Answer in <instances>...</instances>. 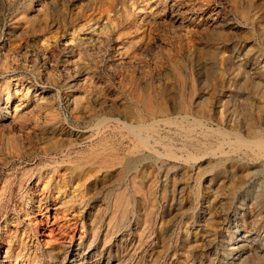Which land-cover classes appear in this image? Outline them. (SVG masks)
Returning a JSON list of instances; mask_svg holds the SVG:
<instances>
[{"label":"rangeland","instance_id":"374dc122","mask_svg":"<svg viewBox=\"0 0 264 264\" xmlns=\"http://www.w3.org/2000/svg\"><path fill=\"white\" fill-rule=\"evenodd\" d=\"M31 1L0 0V264H264V150L251 145L264 147V0L246 17L227 0H192L233 22L205 30L172 23L171 0H34L26 12ZM152 13L160 22L138 30ZM204 63L210 77L192 95L172 65L199 77ZM137 87L166 89L172 106L182 89L192 98L172 115L185 127L158 116L148 157L127 172L121 158L136 149L120 138L143 114ZM110 118L122 131L93 144ZM63 142L75 145L65 158L42 154ZM49 159L59 173H46L38 208L30 188Z\"/></svg>","mask_w":264,"mask_h":264},{"label":"bare ground","instance_id":"6f19581e","mask_svg":"<svg viewBox=\"0 0 264 264\" xmlns=\"http://www.w3.org/2000/svg\"><path fill=\"white\" fill-rule=\"evenodd\" d=\"M227 1L229 2L231 9L235 13L241 14L242 16L246 17L248 15L249 6L251 5L253 0H227ZM33 2H34V0L31 1L28 4L29 7H27V11L26 12H28V10L30 9V6L32 5ZM170 2L171 3L168 6V8L165 7L166 11L168 10L167 17L171 20L172 23H176L177 25H181V26H184L186 28L189 27V26L194 25L196 27H199V28H202V29L205 30L207 28H216L219 24L223 25L225 23L227 25L228 24L230 25V24L233 23L231 19H229L228 17H225L224 14H223L224 16L222 15V11H221L219 6L213 8L211 10V12L208 13L206 17H204V14H202L203 11H204V8L202 6H197V4L195 2H193L192 0H171ZM201 14L203 15V18H200ZM158 18L159 17H157L153 13L152 14H144L143 16H141L139 18L141 25H138L137 29L138 30L145 29V30H147V32H149L150 30H152V27L154 25H156L157 22L159 21ZM197 20H199V21H197ZM86 44H87V41L85 39H82L80 41V45L81 46H85ZM121 48H122L121 50L127 56V52H128L127 47L126 46H122ZM119 50H120V48H119ZM127 61L128 62L129 61H133V58L132 57L131 58L128 57ZM208 64L209 63H204V65H203L204 69L201 70V72H200L201 75L199 74V77H196V75H194L193 73L190 74L189 77H188L185 73H183L181 70H179L178 66H176L175 64H173L172 67H173V70L175 72L176 79L180 83V86L184 87L185 81L189 80L191 82V84H192L191 85V94L192 95L193 94L196 95L197 87H195V85H194V83L196 82V79L197 78H202V79L205 80L207 78L209 79V77H210V75H209V73H207V71H208V69L210 70V67H212V65L208 66ZM210 64H211V62H210ZM215 73L216 72H214L212 75H214ZM208 92H209V89L207 91H203L198 96L199 105H203V107H204L205 102L202 103L200 98L202 96L204 97ZM133 94H134L133 95L134 99L137 101L138 107L141 109L143 114H141L139 116H136L135 120H133V123H130L129 125L127 124L125 126L128 129V133H127V135L126 134L122 135V137L120 138L123 142H124V139L127 138L131 143H133L134 149H136L135 152L132 151L133 152L132 154H135V155H131V153H130V155H128L127 157L121 158V161L125 163L123 168H125V170L127 172H131L133 169L137 168L138 163L140 161L144 160L146 157H148V155L143 152V150L145 148L149 147V135L150 134L147 135L148 134L147 131L151 130L153 123L157 120V117L158 116H164V119H163V120H165L164 122L176 123V126L178 127V130L181 129V127H183L182 121L179 120V119H176L177 120V122H176V120H174L172 115L175 112L176 113H187L188 111H190V103H191V98H192V96L187 95L182 89L180 91L179 95H178V100H177L176 105L172 106V105H169V103L166 101V94H168L166 89H165V91H163L160 94H155L151 90H149V89L147 90V88L144 89V88H141V87H137L135 90H133ZM193 101H194V99H193ZM145 114L149 115V116H152L151 117L152 118V122H149L148 120H146V115ZM183 117H185V116H183ZM119 122H120V118H118V119L117 118H110L109 120L108 119H99L97 121V123L95 122L96 124L94 126V131L89 136V138L92 141V143L93 144H95V143L99 144V143H102V142L108 143L109 138H111L113 136H116V134L119 133V131H122V130H120L122 126L119 124ZM126 128H125V130H126ZM194 128H195V126H194ZM236 137H241V136H236ZM259 138L260 137H258V139L256 138V141L252 142L251 145L253 147H256L257 149L264 150L263 149L264 147H263L262 143L260 142L261 138L260 139ZM246 140L248 141V139H246ZM246 140L241 138L237 142H238V144L246 143ZM253 141H254V139H253ZM233 143H234V141H233ZM246 144H248V142ZM104 145H106V144H104ZM192 145L195 148H197L198 150L200 149V151H201L202 147H204L205 143H204V141L202 142L200 140L199 141L197 140V142L196 141L193 142ZM74 146H75L74 144L69 143V142L61 144V145H57V146L55 145L51 149L45 151L42 154H45L46 156H50V155L54 154L55 156L52 155L53 157L51 159L54 160L53 162H57L58 160L56 158L59 157V155H61V157L63 156V158H65V156H68L70 154V152H71V150H72V148ZM150 147H151V145H150ZM99 153L95 152V153L92 154V156L94 158H99L101 156V155H99ZM157 155H158V153H157ZM117 158H119V157H117ZM51 159H49L48 163L43 165L42 170L35 177V182H34V184L32 186V189L30 188V192L31 193L33 192V193L37 194V192H38L39 194L37 196H39V195L41 196V198L37 200L38 201V208L41 207V204L46 203V202H44V199L46 201H48L47 199H49L51 197L50 196L51 194H49L47 196L45 194H43L45 192L44 189L46 188V186H45L46 184H44L42 186V182L47 177L46 173L49 172L50 174L49 173H47V174H49L50 176H53V175H56V174L59 173V171L57 172L56 168H53V169L50 168V164H51V161H52ZM31 198L32 197H31V194H30L29 195V200H31ZM117 198H119V204H120V207H121L120 211L124 213V210L127 209V204H126L127 198H126L124 192L123 191H118ZM56 200H57V197H55L54 201H56ZM45 209H46V211H48V206H46L44 208V210ZM44 210H43L42 214H44ZM149 214H150V212H148V215ZM123 216L124 215H121L120 218L123 219ZM53 217H54V220L55 219H59L58 211L56 209L54 211V216ZM149 220H147V222ZM150 223L151 222H149L147 224L145 223L146 229H147V226L150 225ZM37 225L39 227V223ZM235 230L236 229H234V230L231 229V234L232 235H234L232 232L235 231ZM240 233H241V231H240ZM229 234H230V232H229ZM8 242H10V241H8ZM111 249H112V247L110 246V244L108 242H104V244H103V252L104 253H106V252L111 253ZM84 257L82 259H76L73 264H90V262L88 263L87 261L85 263V258ZM26 263L27 262H22V264H26ZM2 264H5V262H3ZM238 264H259V262L249 263L248 261H246V262H241V263H238Z\"/></svg>","mask_w":264,"mask_h":264}]
</instances>
